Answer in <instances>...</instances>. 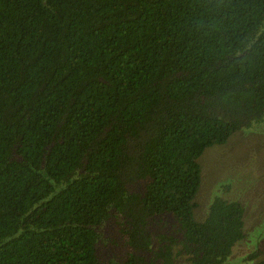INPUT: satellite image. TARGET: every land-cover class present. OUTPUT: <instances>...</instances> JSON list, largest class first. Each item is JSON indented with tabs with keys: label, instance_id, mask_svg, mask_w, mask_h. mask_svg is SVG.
Returning a JSON list of instances; mask_svg holds the SVG:
<instances>
[{
	"label": "trees",
	"instance_id": "obj_1",
	"mask_svg": "<svg viewBox=\"0 0 264 264\" xmlns=\"http://www.w3.org/2000/svg\"><path fill=\"white\" fill-rule=\"evenodd\" d=\"M263 120L264 0H0V264H224L199 158Z\"/></svg>",
	"mask_w": 264,
	"mask_h": 264
},
{
	"label": "rangeland",
	"instance_id": "obj_2",
	"mask_svg": "<svg viewBox=\"0 0 264 264\" xmlns=\"http://www.w3.org/2000/svg\"><path fill=\"white\" fill-rule=\"evenodd\" d=\"M201 183L194 218L204 221L215 196L246 204V236L237 242L224 264H253L264 259V120L239 129L226 142L208 147L199 158ZM99 253L103 260L120 257L126 250L118 227L102 229ZM251 255L252 260L247 259Z\"/></svg>",
	"mask_w": 264,
	"mask_h": 264
}]
</instances>
